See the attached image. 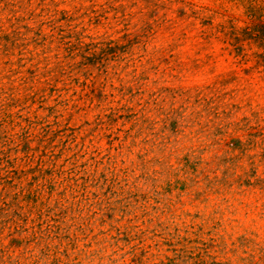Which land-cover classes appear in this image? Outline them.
I'll list each match as a JSON object with an SVG mask.
<instances>
[{
	"label": "rangeland",
	"instance_id": "rangeland-1",
	"mask_svg": "<svg viewBox=\"0 0 264 264\" xmlns=\"http://www.w3.org/2000/svg\"><path fill=\"white\" fill-rule=\"evenodd\" d=\"M0 264H264V0H0Z\"/></svg>",
	"mask_w": 264,
	"mask_h": 264
}]
</instances>
